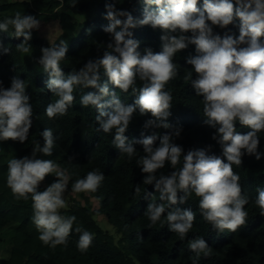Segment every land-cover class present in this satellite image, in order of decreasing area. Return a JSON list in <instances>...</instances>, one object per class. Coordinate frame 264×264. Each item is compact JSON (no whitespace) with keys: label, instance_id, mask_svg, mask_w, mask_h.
Returning <instances> with one entry per match:
<instances>
[{"label":"trees","instance_id":"obj_1","mask_svg":"<svg viewBox=\"0 0 264 264\" xmlns=\"http://www.w3.org/2000/svg\"><path fill=\"white\" fill-rule=\"evenodd\" d=\"M254 7L0 0V198L39 217H0V264H264ZM51 22L53 41L40 29ZM68 191L64 224L43 231Z\"/></svg>","mask_w":264,"mask_h":264},{"label":"rangeland","instance_id":"obj_2","mask_svg":"<svg viewBox=\"0 0 264 264\" xmlns=\"http://www.w3.org/2000/svg\"><path fill=\"white\" fill-rule=\"evenodd\" d=\"M246 6L251 7L249 2L246 3ZM253 6H255L254 13H256L257 10L264 11V1L263 0H260L261 8L260 7L258 8L257 5H253ZM258 13L260 12H257L256 16H259ZM261 14H263V17H264V13L261 12ZM32 24L34 27H38L39 25V23H32ZM40 29H41V36L49 39L50 41L57 39L61 33V29L59 27L58 22H51L46 25H42L40 26ZM51 170L53 173H55L56 171H59V169H54V168H52ZM37 183L41 185L46 184L45 178L43 177V175L41 176L40 179L37 180ZM75 198L76 196L72 194L70 191L66 193H59V192L56 193L54 195L53 203H52L51 210L49 213L50 216H48L49 219H44L41 222L42 230L48 233H53V234L56 233L58 231L59 226L61 224H64L62 221V212L69 208L70 202ZM91 200L93 202L92 203L93 208L98 209L99 207L98 202L94 198H91ZM0 217L4 219H13L15 220V222H27L30 225H37L39 222V217L38 215L35 214L34 211L30 209L26 210L25 208L23 209L22 207L13 206L12 204H10L9 202H7L6 200L2 198L0 199ZM96 220L98 221L100 227L102 228L104 232L114 235L117 240L121 239L120 231L117 229L116 226H114L109 221L106 215L97 216ZM56 221H59V224H57ZM10 234L11 232L7 231L0 236L1 246H3V244L1 243L2 239L4 240V245L9 244Z\"/></svg>","mask_w":264,"mask_h":264},{"label":"clouds","instance_id":"obj_3","mask_svg":"<svg viewBox=\"0 0 264 264\" xmlns=\"http://www.w3.org/2000/svg\"><path fill=\"white\" fill-rule=\"evenodd\" d=\"M263 1H264V0H263ZM242 2H243L245 5H246L247 2H249L250 6L257 5L258 8H259V7L261 8V6H260V0H249V1H248V0H243ZM254 12H255V9H253L252 13L255 14V15H257V12H260V13H258V15H262V16H263V14H261V12L264 13V11H260V10H257L256 13H254ZM40 185H41V184H40Z\"/></svg>","mask_w":264,"mask_h":264},{"label":"crops","instance_id":"obj_4","mask_svg":"<svg viewBox=\"0 0 264 264\" xmlns=\"http://www.w3.org/2000/svg\"><path fill=\"white\" fill-rule=\"evenodd\" d=\"M1 199V198H0ZM3 199V198H2Z\"/></svg>","mask_w":264,"mask_h":264}]
</instances>
